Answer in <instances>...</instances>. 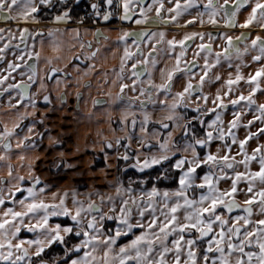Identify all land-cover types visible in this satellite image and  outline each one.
<instances>
[{
    "label": "snow or ice",
    "instance_id": "6c2138e0",
    "mask_svg": "<svg viewBox=\"0 0 264 264\" xmlns=\"http://www.w3.org/2000/svg\"><path fill=\"white\" fill-rule=\"evenodd\" d=\"M75 2L78 6V0ZM173 2L174 7L166 9L171 14L168 17L163 15L164 0H151L147 6L144 0H98L90 7L95 16L106 22L113 17L131 21L138 8L137 25L175 22L185 13L192 15L191 10H194L195 15L187 24L198 20L203 25L207 16V23L215 26L219 23L217 17L223 13L224 26L235 28L237 14L248 6L250 12L239 27L248 28L255 23L264 29V0H233L231 4L230 0H223V4L216 0H207L203 4L202 0H183V3L169 0V3ZM104 4L110 10L102 11ZM47 10L58 11L53 23H67L72 19L73 0H0V20L4 21L38 23V15H46ZM150 12H155V16L150 17ZM4 31L0 28V40L4 39ZM65 34L58 28L49 29L46 35L41 31L32 32L27 27L20 30V44L24 48L12 54L22 63L8 62V75L0 76V85L17 69H24L19 75L27 76V81L10 83L0 92V95H9L8 106L16 110L11 127L0 122L3 124L0 161H10L13 138L16 149L21 150L16 154L21 161L26 159L23 151L39 146L32 140V135L37 124H44V119L21 125L29 117L36 116L35 97L48 91L46 81H54L58 89L64 83L60 73L68 75L65 72L67 62L81 57L91 61L97 57L100 49L90 51L93 44L80 38L79 29L71 30V42L62 39ZM93 35L98 43L101 37L104 41L109 40L99 29ZM9 37L16 38L10 30ZM29 38L32 39L31 49ZM197 38L201 43L193 48L194 59L187 60L188 50L192 47L189 42H195ZM219 38L224 41L222 50L214 51L212 33L207 34L209 42L204 43L205 33L197 31L186 32L181 39H166L163 31L121 30L114 46L122 47L123 54L118 68L112 69L115 78L111 81L113 87H119V92L113 95L109 91L108 96L110 106L119 110L118 123L124 135H115L116 129L111 128V112L105 109L114 139L103 138L100 151L105 161L109 158L107 149H114L118 159L125 162L134 159L128 167L144 175L137 181L129 179L127 185L117 175L114 181L108 182V187L115 189L114 195L94 189L84 193L86 199L81 200L76 186L49 192L51 186H41L40 177L33 175L31 163L27 175L31 186L22 187L26 178L13 175L11 164L5 163L9 179H0V185L7 183L10 186L0 187V264H264V144L252 149L251 154L246 148L249 141L264 136V127L257 132L251 131L255 121L264 125V103L257 104L254 98L257 93L264 96V38L257 35L251 40V48L258 49V54L251 59L262 66L247 77L241 68L247 66L243 64L242 56L249 47L246 45L241 50L238 43L246 41L248 36L241 33L234 39L225 33ZM37 43L41 51H34ZM77 45L82 50L80 55L63 54L65 48L71 52ZM142 45L151 47L147 56ZM11 47L8 43L0 48V61L5 59L6 50ZM45 47H51L57 55L42 56ZM234 57L241 61L235 64V75L229 72L210 100L205 85L221 81V75L213 70L222 62L232 68ZM160 58L174 62L157 68ZM200 60L202 64H199ZM61 61H67L64 68L58 66ZM129 61H132L130 66ZM41 62L46 66L43 74L38 67ZM94 67L89 64L83 75L87 76ZM197 67L199 72L194 71ZM75 70L81 71L78 66ZM155 71L159 72L160 83L154 82ZM104 76L107 78L108 73ZM193 80L197 82L194 84ZM125 81H131V84ZM182 81V90L174 92V85ZM241 81L248 86V94L239 92L233 98L235 86ZM79 82L78 79L77 84ZM37 84L34 95L30 89ZM85 87L90 88L91 84ZM126 89L139 95L128 96ZM13 91L18 97L15 104L11 102ZM225 97H228L227 101ZM76 98L79 103L80 92L76 93ZM57 99L64 104L67 94L60 93ZM43 101L46 105L51 104L50 94L43 95ZM105 103L98 99L92 101L93 107ZM209 103L212 107H208ZM148 105H152L153 111L163 112L164 116L153 121ZM18 106L25 110L21 112ZM229 106L232 118L226 123L225 112ZM29 107L31 111L27 110ZM189 108L193 112L190 118L182 111ZM245 112L253 113V119L242 123ZM209 114L211 117L205 120ZM94 115L90 113L88 119ZM155 125H159V129ZM241 128L247 130L242 139L234 131ZM25 129L26 134L21 135ZM177 131L181 133L179 137L174 135ZM45 132H35V135L42 140ZM49 140L53 144L60 143L51 136ZM122 141L126 143L122 144ZM134 141L138 142L139 148L130 152ZM217 141L222 143L217 145ZM233 145H237L235 155L232 154ZM214 146L215 151L212 150ZM121 147L125 149L123 153H119ZM253 162L258 163V170H252ZM65 166L73 167L71 164ZM165 181H172L175 186H161ZM222 183L228 187L222 188ZM241 184H244L243 189ZM16 193L23 198L17 197ZM239 195H243L242 203L238 200ZM9 200L12 206H8ZM53 218L63 219L53 223ZM108 222H112V226ZM25 232L31 233V237L23 238Z\"/></svg>",
    "mask_w": 264,
    "mask_h": 264
},
{
    "label": "flooded vegetation",
    "instance_id": "af4514ba",
    "mask_svg": "<svg viewBox=\"0 0 264 264\" xmlns=\"http://www.w3.org/2000/svg\"><path fill=\"white\" fill-rule=\"evenodd\" d=\"M97 2H98V0H81L78 2V6H77L75 0H73L74 11L71 13L72 19L68 20L67 23H59V24L53 23L54 15L58 14V11H54V10H47L46 15L44 13L39 14L37 17L38 23H33L30 20L28 23L17 24L14 21L0 20V28H4L7 31L10 30L11 33H13L15 35L17 41L19 42L20 48H24V45L20 44V30L27 27L32 32L41 31V32H44L45 34L47 33V31L49 29H52V28H64L66 30H72L74 28L79 29L80 38L85 43H87L88 41L92 42L93 48L90 51H95L97 48L100 49L99 53L97 54V57L91 61L84 60L83 57H81L80 60L71 61L70 65H68V67L65 69V72L68 73V75L65 76L64 72L60 73V78L62 80H64V83H62L59 86V88L57 89L54 81H46L48 91L47 92H41L38 96L35 97L37 100L36 113H37V111H41V113L36 114L37 116L29 117V118H33L34 120H39V119L43 118L45 121L44 124L43 125L37 124V125L41 126L42 132H45L46 128L48 130H51L52 135H50V136L54 140L56 139L55 136H61V134H65V136H66V138H64L63 136L60 138L59 144H53L54 145L53 148H55V149L51 148V150L52 149H53V151L55 150L56 153L57 152L59 153L60 151H67L70 149L69 147L64 146V144L67 141L69 142L70 139L72 140L73 133L71 131H67L68 127H66V126L71 125L70 122L73 121V123H76L77 122L76 120L82 118V116H79V115H80V112H81L82 107H83L84 90L88 88V87H85V85L91 84V87L93 85L91 80L82 79V81L80 82V87H79L80 89H78L77 88L78 87L77 79L76 80L73 79V78H75V75L73 74V72L70 71V67L71 66H78L79 67V69L81 70V71H79L80 73L78 74L79 77L83 76V72L85 70H87V67L89 64L94 65V61L98 60L99 58L101 61L104 60V62H106V63H109L110 60L114 61V63L112 65L107 64V66H106L107 71L112 70L113 68H118L119 58L123 54V48L121 47V48L117 49L114 46V41H116L117 37L120 35L121 30L141 31L144 29H150L152 31H163L166 34V39H173V38L181 39V38H183V36L186 32L197 31V32L205 33V40L203 41L204 43L209 42L207 39V34L212 33L213 38H214V40L212 41L214 51H221L222 50V46L224 44V41L221 40L219 37L225 33L227 35L232 36L234 39H235V37L240 36L241 33H245L248 36V39L246 41H242V42L238 43V47H240L241 50H243L245 48L247 43L251 44L252 39H255V38H253V34H252L253 30H251V28H240L239 27L240 23L238 22V18H236L237 27H235V28L225 27L224 26L223 13H221V15L217 17V20L219 21V23L215 26L207 23V19H208L207 16L204 17L205 23L203 25H201L198 20L193 24H190V25L187 24V21L193 19V16L195 15L194 10H191L192 15L185 13L181 17H178L177 21H175V22L161 23V24H156V25H152V24L137 25L135 23V20L140 18L138 8L135 9V15H133V19L131 21H120L118 19V17H113L110 21L106 22L102 19V17L95 16L93 10L90 7V4L97 3ZM206 2H207V0H202V4L206 3ZM216 2L219 4H223V0H216ZM232 2H233V0H230V4ZM149 3H151V0H144L145 6H147V4H149ZM181 3H183V0H181ZM164 4H165V11L163 12V15L165 17H168L171 14L168 13L166 11V9L168 7H174V2L169 3V0H164ZM247 7L248 6H245V8L241 9V10H245ZM105 10H110V9H108V6L106 4H104L102 6V11H105ZM201 10H203L202 7H201ZM121 11H122V9H121ZM148 15L150 17L155 16V12H150V13H148ZM81 19L83 20L82 23H81ZM97 29H99L101 32H103L104 35L108 36L109 40L104 41L103 38L101 37L100 41L98 43L97 38L93 35V33H95L97 31ZM261 30H264V29L261 28ZM10 40H14V39L10 38ZM153 43H154V41H153ZM189 43L192 45V47L189 48L186 59L192 60V59H194L193 48L195 47V44L201 43V41L199 40V38H197L195 40V42H189ZM28 44L30 45V47L32 46V39L31 38L28 39ZM129 44L131 45V39H129ZM142 47L144 48L145 56H147L148 53L151 51V47H149L148 45H142ZM157 47H161V46L157 45ZM38 49H39V44L37 43L34 51H37ZM132 50L135 51V46L132 47ZM81 51L82 50L78 46L77 51L75 52L74 55H80ZM177 51H179V48H177ZM249 52H250V49L246 54H249ZM113 53H115V57H113ZM29 62H31V61H29ZM173 62L174 61L169 60V59L160 58V62L158 63L157 68L163 67L165 63L171 64ZM2 63H3V61H0V65ZM131 63H132V61H129V66L131 65ZM202 63H203V61L200 60L199 64H202ZM223 63L224 62H222V65L217 66V68L214 69L213 71L214 72L221 71V69L223 68ZM38 67L40 69L41 64H39ZM194 71L199 72L200 68L197 67L194 69ZM144 79H147V77L145 76ZM153 79H154L155 83L161 82L160 76H158L156 78L153 76ZM22 81H27V76H24V77L17 76L13 83L18 84V83H21ZM125 82L131 84V81H125ZM196 82H197L196 80H193L194 84ZM219 83H220V81H216L212 84H209L210 88H213V91L215 92L217 90ZM103 84L108 85L107 79H105L103 81ZM182 84H183V81L181 82V84L174 85V88L177 87L178 89L182 90V86H181ZM235 88H236L237 93L243 92V94H244L246 91L248 92V88H247L246 84L242 81L239 85H236ZM262 88H264L263 85H262ZM37 89H38V84L33 85L32 88L30 89V92L35 95V93L37 92ZM0 92H2V91H0ZM77 92L81 93V99H80L79 103L77 102V98H76ZM129 92H131V91H129L127 89L125 90L126 95H128ZM12 93H13V95H12L13 98H12L11 102L13 104H15L18 97H17L15 92H12ZM60 93H66L67 94L66 103H64V104H61L57 99V97ZM237 93L232 94L233 98L235 97V95ZM45 94H50L51 99H52L51 104L46 105L44 103L43 95H45ZM131 94H132V96L139 95L138 92H136V93L131 92ZM5 96H7V97H5ZM254 98L256 99L257 104L264 102L263 101L264 96L262 97L259 93H257L256 97H254ZM94 99L106 101L105 104L97 105L94 108H96V109H98V108L108 109L107 108V106H108L107 97L91 98V101H93ZM210 100H211V97H210ZM24 103H27V101H25ZM3 105H6V106L9 105V95L8 94L0 95V107ZM91 105L93 106L92 102H91ZM150 107H151V105H148V110H150ZM208 107H212L211 103L208 104ZM53 109H54V111H53ZM182 111H186L188 113L189 118L191 117V115H193L191 108L182 109ZM227 112H229L230 113L229 115L232 116L231 115V112H232L231 106H229V110L226 111L225 113H227ZM161 114H163V112H161ZM211 115L212 114L205 116L204 119L208 120L211 117ZM252 115H253V113L245 112L243 114L242 120H244V121H248L249 119L251 120V119H253ZM254 127L256 128L255 132H257L259 130V128L263 127V126L257 122V123H255ZM53 130L56 131V133H54ZM17 131H19V129ZM42 147H44V146H41V148ZM107 150H109V149H107ZM130 152H132V151H130ZM115 154H117V153H115ZM48 155H49V153H48ZM111 155H113V154H111ZM116 158H117V160L114 161V165H113V167L115 169L117 168L118 160H120V159H118V157H116ZM62 162L63 161H61V160H60V162L58 161V164H56V165H59V167H57L55 165V160L52 159V161L48 165V167L49 168L55 167L56 169H60L62 167H65ZM134 162H135V160L133 159L132 163H134ZM91 166L93 168V165H91ZM104 167H106V163L103 166H100L98 168H104ZM126 168H129V167L126 166Z\"/></svg>",
    "mask_w": 264,
    "mask_h": 264
},
{
    "label": "rangeland",
    "instance_id": "374dc122",
    "mask_svg": "<svg viewBox=\"0 0 264 264\" xmlns=\"http://www.w3.org/2000/svg\"><path fill=\"white\" fill-rule=\"evenodd\" d=\"M251 30H253V32H252L253 38H255L257 35L262 36L264 38V30H261V28L258 25L255 26V27H251ZM2 35L4 36V39L0 40V48H2L4 46V44L10 43L12 45V47L10 49L6 50L7 55L5 56V59L3 60V63L0 65V76H7L8 72L6 71V69H7V63L8 62L22 63L21 61L16 60L15 56L12 53L13 52L19 53L23 48H20V47L16 48L15 47V45L19 44V42L17 41L16 38L14 40H10L9 31H7L6 29L2 33ZM246 45L249 47L250 52H249V55H244L243 56V57H245V58H242L243 64L247 65V66L246 67H242V68H246L250 72L251 67H253V69L256 70L257 68H259L261 66V63L255 62V61H253L251 59V57L253 55L258 54V49H252L250 43H247ZM29 48L31 49L30 45H29ZM25 59H27V57H25ZM233 63L237 64V63H241V61L233 60ZM21 70H24V69H17L15 72H12L11 76L9 77V79L7 81H5V83L3 85H0V91L3 92V89L6 88L8 84L13 83L15 81L16 77L20 76L19 72ZM222 83H223V81L219 83L217 89L221 88ZM173 91L174 92L175 91H180V89L175 87L173 89ZM13 92H15V91H13ZM215 92L213 91V88H210L209 84L205 85V93L209 94V97L214 96ZM235 93H237V92H235ZM4 94H7V93H4ZM12 95H13V93H12ZM5 97H7V96H5ZM160 98L163 99V96H161ZM227 98L228 97H225V101H227ZM263 101H264V98H263ZM27 110L31 111L32 109L29 107ZM149 112L152 113V120L153 121L159 120V119H161L164 116V113L161 114V111H159V110L153 111L152 105L150 107ZM229 114H230L229 112L225 113V122L226 123H227L228 120H230L232 118V116H230ZM103 117H104V115H103ZM103 117H100L102 119L100 122H97V117H95L96 122L88 121V123H87L86 120L78 119V120H76L77 124H78V122L80 124L78 125L77 128L73 126V124H74L73 121L70 122L71 125H68L66 127H68L67 131L73 132V136H72V140L70 139L71 142L67 141L64 144V146L69 147V148L77 151V153L68 152L70 150L60 151L59 153L58 152L57 153L54 152L53 154H49L47 159L50 160V161H52V159H54L55 160V165L58 164V161L60 162V160H61V161H63L62 163L65 166V164L69 163L68 161L73 157L72 159L75 158V160H73L72 163H71V165H73V167L72 168H68L67 167V169H65L66 166L62 167L60 169H56L55 167L49 168V171H50L49 174L50 175L48 174V170L46 171V170H43V168H41V176L43 178L47 177V176L48 177L49 176H53V175H56V174L60 173L61 170H65V172H67V173L70 172L71 173L68 176L66 175L67 177H70V176L72 177L74 174H79L78 175V182L75 185H69L66 188V190H68L69 188H71L73 186H76L77 190L82 195L84 193H86V191L88 189H95V187H96V185L92 186V185L87 184L88 182L85 181L86 178H91L92 176H96V178L99 177L98 180L101 178V180H100L101 183H103V182L105 183V180L108 181V179H110V178H113L115 180L117 175H118L117 174V172H118L117 168L116 169H111V168L104 169L105 168L104 167L102 169L101 168L92 169V166H91L93 164H98V166L100 167L101 164L108 163V166L111 167V166L114 165V161L117 160L116 157H118V153L114 149H109V150H107V152L109 154V158H108L107 161H105L104 160V154L100 151V146H101V142L102 141H99V140H101L102 138H105V137L108 138L109 137L108 132H110L112 134V136H110V138L114 139L113 138V132L108 129L107 123H106L105 119H103ZM118 119H119V115L118 116L113 115L112 118H111V128L116 129L115 133L120 130V125L118 123ZM139 119H140V117H139V114H138L137 115V120H139ZM32 120H34V119L33 118H29L27 121L26 120L23 121L21 127H23L24 124H27V123H29V121H32ZM80 120H83L84 122H82V124H81ZM257 122L258 121L254 122V126H255V123H257ZM242 123H247V121L242 120ZM254 126L251 127V131H253V132H255V129H256ZM262 126L264 127V125H262ZM155 127L159 129V125H155ZM160 131L161 132H165V130H163V129H160ZM234 131L236 132L237 136L242 139V138H244L245 133H246L247 130L241 128V129H234ZM26 132H27V130H26ZM35 132H42L41 126L37 125L36 129H34V133L32 135V140L36 141L38 145L44 146L45 149L54 147L53 143L49 140V136L52 135L51 130L45 132V135L42 138V140H41V138H39V137H37L35 135ZM53 132L56 133V131H54V130H53ZM97 133H100L101 135L96 136ZM119 133H120V131H119ZM77 134H78V136H77ZM102 135H104V137ZM137 135H139L138 130H137ZM174 135L176 137H179L181 135V133L179 131H177V132L174 133ZM62 136L64 138H66L65 134H61V136H55L56 137L55 140H60V138ZM84 136H86V139H85ZM94 136H96V137H94ZM82 142H84V145H82ZM121 143L124 144V143H126V141H122ZM221 143L222 142H219V141L216 142L217 145H219ZM259 144H264V136L259 137L258 140L257 139H253V140L249 141L248 145H246V148H247L249 154H251L252 149L256 148ZM133 147L134 148L137 147L136 149H138L139 148L138 142L134 141L132 146H131V149L129 151L135 152ZM232 148H233V153L232 154L235 155V153L237 151V145H233ZM53 149H55V148H53ZM52 150H51V152H53ZM212 150L215 151V146L213 147ZM47 151H49V150L47 149ZM123 151H125V149L123 147H121L119 149V153H123ZM61 153H63V155H61ZM115 153H117V154H115ZM42 154L43 153L41 152V155ZM111 154H113V155H111ZM36 155L37 154H35V156ZM37 156H39V155H37ZM178 156L177 157H173V160L178 158ZM237 159H240V157L237 156ZM75 163H78V165L74 166ZM258 168H259L258 163L253 162L252 170H254V171L258 170ZM240 170L243 171V167L242 166H240ZM98 186L101 188L102 185H98ZM105 186L106 185L104 184L103 187H105ZM221 187L222 188L223 187H228V185L222 183ZM240 187L243 189L244 188V184H241ZM109 189L111 190V194L114 195L115 194V189L114 188H109ZM238 200L242 203L243 195H239L238 196Z\"/></svg>",
    "mask_w": 264,
    "mask_h": 264
},
{
    "label": "crops",
    "instance_id": "0c3cea01",
    "mask_svg": "<svg viewBox=\"0 0 264 264\" xmlns=\"http://www.w3.org/2000/svg\"><path fill=\"white\" fill-rule=\"evenodd\" d=\"M249 12H250V8L247 7L245 10H241L237 14L238 22L240 24L244 22V20L247 18V15H248ZM14 22L17 23V24L24 23L23 21H14ZM255 26H257V25L254 23L253 25L249 26L248 28L255 27ZM52 29H57V28H52ZM58 29H60V31L62 33H66L62 37V39H64L67 42H71V39H70L71 38V30H66L64 28H58ZM77 47L75 49H72L71 52H69V50L67 48H65L64 51H63V54L65 56L74 55L75 52L77 51ZM37 51H41L40 46H39V49ZM55 55H57V53H54L51 47H45V49L42 52V56H55ZM244 55H249V54L244 53L243 56ZM243 56H242V58H245ZM233 60H236L235 57L233 58ZM66 62L67 61H61L58 66L61 67V68H64V64ZM67 63H68V65H70L71 62H67ZM113 63H114V61H112V60H110L109 63H106V62H104V60L101 61L100 58H99L98 60L94 61V66H95L94 70L92 72H90L87 76L83 75V76H80V77L78 75L80 72L75 70L76 66H71L70 67V71L73 72V74L75 75V78H73L74 80H76V79L78 80L79 79V81L81 82L82 79H87V80H91L92 83H93L92 87L87 88V89L84 90L83 107H82V110H81L79 116H82L81 119L86 120L87 123H88V121L96 122L95 117H97V122H100L102 120L100 117H103V115H104L103 119H105L109 130H110L109 117H108V115L105 114V111H104L105 108H98V109L94 108L91 105V102H92L91 98L107 97V99H108V106H107L108 109L107 110L111 112V118H112L113 115H116V116L119 115L118 108H116V106H110V103H109L110 98L108 96L109 91H111L113 95H115L116 93L119 92V87H113L112 84H111V81L115 78L114 75L112 74V70H109V71L106 70L107 64L108 65L109 64L112 65ZM40 64H41V68L39 70H40L41 74H43V72L45 71V67L46 66L43 64V62H41ZM242 67H244V66H242ZM241 71L245 75V77H247V75L250 74V73L254 74L256 70L253 69V67H251L250 72L246 68H241ZM105 72L108 73L107 78H105V76H104ZM229 72H231L233 74V76L235 75V64L233 65L232 68H229L227 62H224L223 63V68L221 69V71L218 72L221 75V81L220 82H222V81H224V80H226L228 78V73ZM153 76L155 78L158 77L159 76V72L155 71L153 73ZM105 79H107L108 85H104L103 84V81ZM80 82H79L78 87H77L78 89H80L79 88L80 87ZM242 82H244V81H242ZM247 88H248V86H247ZM247 94H248V92L246 91L244 95H247ZM128 95L132 96L131 92H129ZM18 107H19V110L21 112H23L25 110L23 107H20V106H18ZM38 113L40 114L41 111H37L36 114H38ZM90 113H95V115L92 117L91 120L88 119V116H89ZM15 117H16V110L15 109H11V108H9V106H6V105H3V106L0 107V122H6V123L9 124V127H11V123L15 119ZM83 120H80L81 124H82V122H84ZM79 124H80L79 122H78V124L76 122V123L73 124V126L77 128ZM2 127H3V124L0 123V130H2ZM23 134H26V130H24V133H21V135H23ZM108 134H109L108 139L112 140V138H110V136H112V134L110 132H108ZM115 135L116 136H123L124 133H122L121 131L119 133V131H118V132L115 133ZM77 136H78V134H77ZM96 136H98V135H96ZM96 136H94V137H96ZM102 136L104 137V135H102ZM84 137L86 139V136H84ZM113 138H114V136H113ZM102 140H103V138L101 140H99V141H102ZM15 144H16V140L13 138L12 139V145H13L12 152H13V155L11 156L10 161H7V162L0 161V179H3L4 181H8V179H9L8 170H7V167L5 166V163H10L11 166H12V169H13V175H17L18 174V175L24 176L26 178L25 179V183H24V185H22V187L31 186L32 182L27 180L28 165H29V163H31L33 175L40 177V179L42 181V185L41 186H43V184H49L51 186L49 192L50 191H64V190H66V188L69 185H75L78 182V175L79 174H74L73 175L74 177L73 176L72 177L71 176L67 177L71 173L70 172L67 173V172H65V170H61L60 173H58L56 175H53V176H49V177L47 176V177H44V178L41 176V168H43V170H46V171L48 170V174L50 173L48 165L51 163V161L48 160L47 157H48V153L49 154H53L55 152L53 150H52L53 152H51V148H46L45 149L44 147L41 148V145H39L38 147H36V149L23 151L22 154L26 157V159L21 161L20 159H18V156L16 155L17 153H21V150L20 149H16ZM82 145H84V142H82ZM136 148L133 147L134 150H136ZM47 149L49 151H47ZM69 150L70 151H68V152L77 153V151H75V150H73L71 148ZM41 152L43 153L42 155H41ZM35 154H37L39 156H37V155L35 156ZM178 155H181V154H178ZM72 158L68 161L69 163H67V164H71L72 161L75 160V158L74 159H72ZM77 165H78V163L74 164V166H77ZM107 168L115 169L113 166L109 167L108 163H106V167L104 169H107ZM65 169H67V167H65ZM98 178H96V176H92L91 178H86L85 181H87L88 182L87 184H89V185H92V186L96 185L95 189H99L102 193H105V194L111 193V190L109 189V187L107 185H108L109 181H114V179L110 178V179H108V181L105 180V183L103 181H102L103 183H101V181H100L101 178L99 180H98ZM104 184L106 185L105 187H103ZM98 185H102L101 188ZM9 186L10 185L7 184V183H5L3 185H0V187H4V188H7ZM93 190L94 189H88L86 192H90V191H93ZM24 195H27V193L25 192ZM16 196L20 197V194L16 193ZM20 198H23V197H20ZM79 199L85 200L86 196L81 194ZM93 199H97V198L93 197ZM97 203H99L98 199H97ZM7 204H8V206H12L11 200L7 201ZM16 208H17V210H19V206L18 205L16 206ZM105 211H107V209H105ZM59 219H63V218H53V223L57 222L56 220H59ZM109 223H112V222H109ZM31 235H32L31 233H26L25 232V233H23V238H30Z\"/></svg>",
    "mask_w": 264,
    "mask_h": 264
},
{
    "label": "trees",
    "instance_id": "16d2710c",
    "mask_svg": "<svg viewBox=\"0 0 264 264\" xmlns=\"http://www.w3.org/2000/svg\"><path fill=\"white\" fill-rule=\"evenodd\" d=\"M133 162V159L130 161H123V160H118L117 163V170L119 169L120 171L117 172V174L120 176V178L124 181L125 185L128 184V180L132 179L133 181H137L139 178H141L144 174L138 173L136 170L132 169V168H126V166H128L130 163ZM104 164H101L100 166H103ZM98 164H93V168L92 169H96L98 168ZM158 167V166H156ZM124 169H127V172H124ZM151 171V170H146V172ZM153 175H155V173H153ZM164 185H169V186H175L173 184L172 181H165L164 184H162L161 186ZM133 187H136L135 184H133ZM62 219L56 220L57 222H59ZM109 226H112V223H109Z\"/></svg>",
    "mask_w": 264,
    "mask_h": 264
},
{
    "label": "water",
    "instance_id": "95a60500",
    "mask_svg": "<svg viewBox=\"0 0 264 264\" xmlns=\"http://www.w3.org/2000/svg\"><path fill=\"white\" fill-rule=\"evenodd\" d=\"M81 1V0H78V2Z\"/></svg>",
    "mask_w": 264,
    "mask_h": 264
}]
</instances>
